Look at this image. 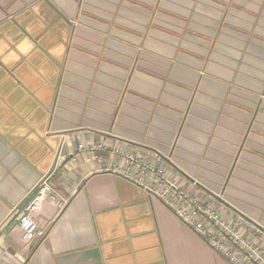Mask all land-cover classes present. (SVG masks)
<instances>
[{"label":"crops","instance_id":"obj_1","mask_svg":"<svg viewBox=\"0 0 264 264\" xmlns=\"http://www.w3.org/2000/svg\"><path fill=\"white\" fill-rule=\"evenodd\" d=\"M100 143L264 231V0H0V264H229Z\"/></svg>","mask_w":264,"mask_h":264},{"label":"built area","instance_id":"obj_2","mask_svg":"<svg viewBox=\"0 0 264 264\" xmlns=\"http://www.w3.org/2000/svg\"><path fill=\"white\" fill-rule=\"evenodd\" d=\"M79 148L84 150L83 145ZM96 151L110 150L114 156L107 170L160 200L183 224L229 264H264V231L239 217L229 220L213 200L195 197L171 177L164 160L155 152L130 150L128 143L108 147L96 144ZM100 162V156H94ZM53 172L45 175L28 197L18 219L22 239L32 242L44 235L36 216L50 200L61 212L68 201L57 195Z\"/></svg>","mask_w":264,"mask_h":264},{"label":"rangeland","instance_id":"obj_3","mask_svg":"<svg viewBox=\"0 0 264 264\" xmlns=\"http://www.w3.org/2000/svg\"><path fill=\"white\" fill-rule=\"evenodd\" d=\"M221 190H222V188L220 189V190H217L219 193L221 192ZM210 192H212V191H210Z\"/></svg>","mask_w":264,"mask_h":264}]
</instances>
